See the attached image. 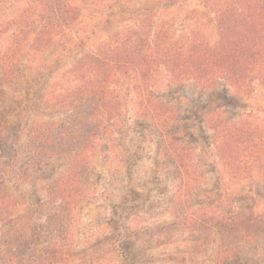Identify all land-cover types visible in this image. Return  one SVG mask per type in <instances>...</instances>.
Returning a JSON list of instances; mask_svg holds the SVG:
<instances>
[{"label":"rangeland","instance_id":"rangeland-1","mask_svg":"<svg viewBox=\"0 0 264 264\" xmlns=\"http://www.w3.org/2000/svg\"><path fill=\"white\" fill-rule=\"evenodd\" d=\"M55 2L0 0V57L21 72L0 86V139L10 141L0 147V177L13 193L8 234L0 222V264H264V235L222 253L221 232L237 221L264 231V65L229 63L226 72L210 59L208 70L195 71V61L221 46L222 14L231 19L224 33L241 32L243 41L258 34L248 7ZM86 50H98L104 63L72 70ZM187 54L191 68L180 67ZM90 87L81 107L64 109L63 96ZM63 116L74 133L63 143H83V153L24 154L31 129ZM3 241L12 243L8 256ZM122 246L136 254L131 262Z\"/></svg>","mask_w":264,"mask_h":264},{"label":"trees","instance_id":"trees-1","mask_svg":"<svg viewBox=\"0 0 264 264\" xmlns=\"http://www.w3.org/2000/svg\"><path fill=\"white\" fill-rule=\"evenodd\" d=\"M55 1H56L55 4H57L58 6L61 5L64 8H67V6L69 5L68 4L69 0H64L62 3L57 2V0ZM232 3L234 4L239 3L241 5L245 4V6L248 7V9L251 11V13L248 15V17L250 18L248 20L250 22L252 21L254 22L258 34L260 33V35L256 33L253 35V38L243 41V39L242 40L240 39L241 32H239L236 36L233 33V31H231L228 34L224 33L225 29L228 30L227 26L231 25V19L222 14L221 25H223V32H222L223 38L220 43L221 46L219 45L220 46L219 50L215 54L210 55L209 53L208 59L195 61L197 64V66L195 67V71H198L199 69H200L199 72L208 70L209 66H211L207 64L210 59L213 68H215V70L218 71L224 70L226 72L228 71L229 63H231V65L246 63L251 69L255 68L257 65L258 66H260L261 64L264 65V0H232ZM27 20L30 21L29 26L34 23V20L31 18V16L27 17ZM49 25L53 27H59L60 29L63 24H57L54 22V20H50ZM237 28H241V27L238 26ZM160 32L166 34L167 30H161ZM6 57H4L5 58L4 60L2 56L0 57V86L2 85L4 86L6 82H10L12 81V79H14V77L16 76L18 77L19 75H21L18 66L10 63L8 61V58L6 59ZM192 59H193V55L187 54V57L181 56L179 59L180 67L181 65L187 64L188 67L191 68L190 64H192ZM99 63H104V59L102 58V53H100L98 50L96 51L86 50L80 55L78 60H76V63L74 67H72L73 68L72 70L84 69L85 71H90V69L94 68L95 65ZM86 92L87 91H83L81 95L75 96L73 99L63 96L65 100H68L70 102L68 108H64V107L63 108L71 109L75 105L76 106L78 105L77 106L78 108L81 107L82 101H84L86 97H90L92 95L91 87L89 93L86 94ZM92 108L93 107H90V112L88 116H86V118L83 120V125H81L84 126L85 129L84 133H86V130L88 129V126L86 125L87 121H89L94 114V109ZM7 122L9 121L7 120ZM68 124H70V120L66 116H63L51 122L50 121L46 123L41 122L38 126L31 129L27 138L28 140L23 146L24 154H27L26 153L28 152L27 148H29L31 149L28 152L29 156H31L33 153L34 157H55L60 155H66L70 157H73L74 155V157H78L79 153L84 148L83 143L78 145L76 148L70 143L68 144L66 143L67 145L63 143L64 140L72 139L74 137L73 131L71 129H68ZM82 128L83 127H79V130L77 131L75 136H78L80 134V130ZM96 128H98V126ZM225 129L223 131L225 132V134L228 135V131L230 134L232 127L231 129L229 127ZM221 138L223 140H226V137L224 135H222ZM8 144L10 145V141L7 138L0 139L1 148L3 149L6 148ZM222 144L225 145V143ZM84 149L82 153L84 152ZM229 158H231V160L230 162L228 161V166L233 169L234 168L236 169L235 161L232 159V157ZM13 159H14L13 165L16 166L17 165L16 162H18L20 158L17 157V154L15 153ZM21 163H23L22 160ZM79 163L82 164V162ZM20 179L23 180V177H21ZM61 179L62 176L58 181L57 191L60 188ZM3 180L4 179L0 177V222L1 225L3 226L1 229L2 235L3 234L6 235L8 234V232H10L11 229L10 221L7 218L12 214L13 193L10 190V186L6 185ZM63 184H64V180H63ZM63 190L67 191L68 189H66V187L65 188L63 187ZM69 193L71 192L69 191ZM234 217L236 216L233 217L231 216V218ZM231 218H227L224 215L223 216L215 215L210 217L209 215H207L203 217L204 221L207 222L214 220L225 221L226 219H231ZM245 221L250 222L249 220H245ZM14 223L16 224V221ZM17 224H19V226L22 229H25V223L23 222L22 219H20L17 222ZM252 224H254V222H251L250 225L248 223H243V222L241 223L240 221H237L235 224H233V226L230 225L228 227H223L221 232L223 236L222 238L225 239V241H223L225 249H222L221 247L222 253L227 252L229 248H231L229 252H234V250L238 251L240 250V248L244 246L245 243H248L249 241L252 242L264 235V231L256 230L255 229L256 227L255 226L253 227ZM22 233L25 234V232ZM18 237L20 238V236ZM3 242H5V245L2 244L4 248L3 249L4 252L2 255L8 256L9 248L12 249L11 248L12 243H9V241H3ZM13 246H14V242H13ZM17 246L23 247V243H19V241H17ZM121 253L123 256L126 257L127 262H131L132 258H135L136 256L135 253L128 252L123 246L121 247ZM22 254L23 253L19 255V258L20 256H22Z\"/></svg>","mask_w":264,"mask_h":264}]
</instances>
